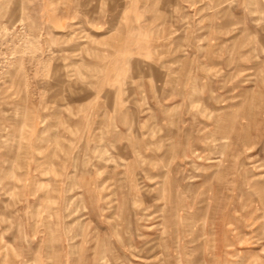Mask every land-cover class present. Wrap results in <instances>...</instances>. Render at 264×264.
Segmentation results:
<instances>
[{
	"label": "rangeland",
	"instance_id": "obj_1",
	"mask_svg": "<svg viewBox=\"0 0 264 264\" xmlns=\"http://www.w3.org/2000/svg\"><path fill=\"white\" fill-rule=\"evenodd\" d=\"M0 264H264V0H0Z\"/></svg>",
	"mask_w": 264,
	"mask_h": 264
}]
</instances>
